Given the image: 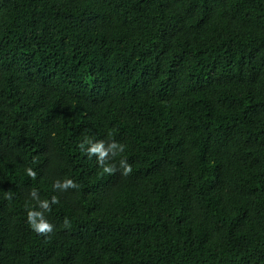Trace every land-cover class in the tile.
Instances as JSON below:
<instances>
[{
	"label": "trees",
	"instance_id": "16d2710c",
	"mask_svg": "<svg viewBox=\"0 0 264 264\" xmlns=\"http://www.w3.org/2000/svg\"><path fill=\"white\" fill-rule=\"evenodd\" d=\"M0 264H264V0H0Z\"/></svg>",
	"mask_w": 264,
	"mask_h": 264
},
{
	"label": "clouds",
	"instance_id": "9594fccd",
	"mask_svg": "<svg viewBox=\"0 0 264 264\" xmlns=\"http://www.w3.org/2000/svg\"><path fill=\"white\" fill-rule=\"evenodd\" d=\"M68 183H71V182L69 181ZM38 227L41 228V229H43V228H47L48 225L42 223V224L38 225Z\"/></svg>",
	"mask_w": 264,
	"mask_h": 264
}]
</instances>
